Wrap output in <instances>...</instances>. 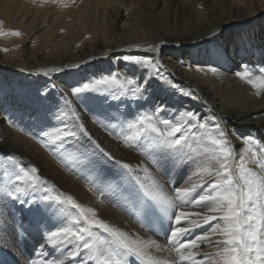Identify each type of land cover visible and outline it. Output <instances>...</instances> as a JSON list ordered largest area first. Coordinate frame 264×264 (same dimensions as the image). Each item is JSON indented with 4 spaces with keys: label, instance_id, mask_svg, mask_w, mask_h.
<instances>
[{
    "label": "bare ground",
    "instance_id": "obj_1",
    "mask_svg": "<svg viewBox=\"0 0 264 264\" xmlns=\"http://www.w3.org/2000/svg\"><path fill=\"white\" fill-rule=\"evenodd\" d=\"M30 1L0 0V28L6 33L0 35V150L14 151L37 164L77 201L95 208L101 219L131 234L167 243L166 224L155 231L148 230L142 211L129 204L130 198H124L122 182H105L110 170L106 164L100 167L101 173L95 174L102 182H87L94 179L86 171L88 164L74 169L71 164L55 161L51 155L56 153L44 148L34 136H26L13 127L9 115L15 113L20 125L37 136L40 134L37 125L38 130L55 125L53 112L47 113L45 103L64 113L68 121L79 115V121L92 136L88 154H98L99 149L92 143L95 140L114 160L147 167L165 187H172L170 176L175 186L185 185L196 164L185 167L186 171L178 173L179 176L169 171L167 176L162 168L171 167V161L158 160L157 164L153 160L154 156L161 158L159 150H153L156 153H151L148 159L141 158L136 147L128 146L113 132L99 126L93 107L86 103L82 93L73 95L72 89L112 75L117 79L131 78L151 90L163 105L193 110L203 121L210 120L213 114L219 116L235 152L240 153L244 148L242 138L250 130L257 131L264 140V91L255 95V89L236 76L244 66L253 70L254 76L260 74L255 70L264 69V0H81L67 10L54 5L40 7ZM13 30L21 35H11ZM125 55L153 60L158 57L161 74H167L173 84L192 95L183 98L168 83L160 85L152 81L146 68L124 61ZM73 66L79 68L71 73L69 68ZM33 95L40 97L36 100ZM103 159V155L99 157L100 163ZM116 166V172H120L121 167ZM136 174L145 175L143 171ZM5 214V207L0 205L2 241L8 237L2 231L4 224L8 226ZM19 214L20 224L37 256L43 260L63 258L61 252L49 248L41 254L39 246L44 242L41 236L48 221L25 209ZM4 242L18 256L15 244ZM198 251L211 253L216 248L202 245ZM4 256H0V264H8Z\"/></svg>",
    "mask_w": 264,
    "mask_h": 264
},
{
    "label": "snow or ice",
    "instance_id": "obj_2",
    "mask_svg": "<svg viewBox=\"0 0 264 264\" xmlns=\"http://www.w3.org/2000/svg\"><path fill=\"white\" fill-rule=\"evenodd\" d=\"M4 34L0 28V35ZM10 34L21 35L15 30ZM123 60L146 68L150 75L158 74L161 67L158 57L153 60L125 55ZM255 71L260 74L254 76L253 70L244 66L236 76L246 81L259 96L264 91V69ZM165 82L184 96L192 95L190 91L178 89L171 81ZM98 85L121 90L132 86L129 91L133 97L141 91L137 81L112 75L73 88L72 94L99 92ZM74 119L79 121V115H74ZM211 119L218 120L215 116ZM73 128L65 124L63 128L42 132V146L55 151L54 145L62 146L78 133L91 140V133L82 122ZM127 129L129 134L122 137L124 143L131 145L143 140L148 148L159 150L162 159H171L170 173L196 164L195 171L185 181L187 186H175L170 176L172 187L168 188L147 167H133L114 160L92 140L99 152L116 165L129 173H145L143 177L135 175L142 192V214L150 231L167 225V243L124 231L101 219L95 208L79 203L70 194L58 193L55 197L44 194L26 199L50 182L39 175L35 165L16 166L12 178L0 186V192L22 207L31 205L29 211L48 221L41 236L44 241L39 246L41 254L49 248L61 252L63 257L33 261V264H133V261L139 264H264V145L251 136L243 137L244 148L236 153L218 122L209 127L207 121L201 122L198 113L190 111L182 113L175 121L159 120L154 113L141 112L127 123ZM16 159L6 157L8 162ZM153 160L159 164L155 156ZM0 167H4L3 162ZM5 175L8 176L7 171ZM194 180L196 182H192ZM191 208L205 211H190ZM141 223L144 226L145 220ZM198 230L202 231L197 235ZM202 245L215 247L216 251L200 253L198 249Z\"/></svg>",
    "mask_w": 264,
    "mask_h": 264
},
{
    "label": "rangeland",
    "instance_id": "obj_3",
    "mask_svg": "<svg viewBox=\"0 0 264 264\" xmlns=\"http://www.w3.org/2000/svg\"><path fill=\"white\" fill-rule=\"evenodd\" d=\"M30 1V0H28ZM39 1V2H38ZM76 0H31L30 2H33L35 4H39L40 7H46V6H55L58 9H71L70 7H75L79 3H81V0L75 2ZM38 2V3H37ZM77 3V4H76ZM1 23V21H0ZM2 24H0L1 26ZM162 66V64H161ZM79 67H71L69 68L70 72L73 73L75 70H77ZM158 74H154L151 76L152 81H157L158 84L163 85L165 84L166 80L171 81V78L166 74H161V67L157 70ZM124 78V77H122ZM154 78V79H153ZM173 83V82H172ZM178 86V89H182L180 85L175 84ZM97 87L101 88V91L99 92H93V91H83L81 92L82 95L84 96V99L86 103L89 106H92L93 111H94V117L96 118L98 125L113 132L115 135H117L119 138L122 139L123 136L129 134V130L127 129V123L133 118L134 115L141 113V112H149V113H154L159 120H169V121H175L180 117V115L186 111L190 112H195L193 110H179L178 107H168L167 105L161 104L155 97H153V92L151 90L146 89L147 87H141L140 93L137 94L136 97H133L131 91L129 89L131 88L130 86H127L125 89L121 90L118 88H108L107 86L104 85H98ZM177 92V89H174ZM35 91V90H33ZM31 93V91H30ZM36 100L39 99V97L36 95H33ZM189 96H185L183 98H187ZM163 108V111H157L158 108ZM44 108H46L47 113L53 112L52 115H54L55 118V125L53 126H46L43 130H38L39 125H37L36 130L40 132L39 136H37L35 133H31L30 130H28L26 127L21 126L20 123L18 122L17 115L15 113H12L9 115L10 117V124L13 127H17L20 132H22L24 135H32L33 139H36L41 142V134L44 131H49V130H55L59 128H63L65 124H67L70 128H73V125H78L81 123L80 121L77 120H72L68 121L65 114L62 112H59L58 110L51 108L50 104L45 103ZM196 113V112H195ZM213 116L217 117V121H213L212 119L207 120L209 127H214L215 124L218 122L221 127L227 132L225 126L222 124L220 117L216 116L213 114ZM212 116V117H213ZM201 122H204L201 120ZM83 123V122H82ZM85 126V124H84ZM86 127V126H85ZM87 128V127H86ZM75 131L76 129L73 128ZM88 130V129H87ZM89 132V131H88ZM247 134V135H245ZM245 137H253L256 141L259 142L260 145H264V140L258 136L259 134L255 130H250L249 132L245 133ZM228 136V134H227ZM92 139V136H91ZM228 139L231 141V138ZM123 140V139H122ZM90 139L83 134H77V136L68 139L62 146L61 145H54L55 148V153L57 154H52L51 157L55 161H63L62 165H70L74 169L79 167L81 164H88L89 167H86V171L90 172L94 175V179L90 180L88 179L87 182H102L99 181L101 177L97 178L98 172H102V165L106 164L107 167L110 169L109 172L106 174V181L105 182H122L123 184V194L125 195L124 198L129 199V204L132 205V207H136V211H142L141 210V200H142V192L139 188V185L137 184L135 180V173H129L126 169L120 168V172H116L117 166L112 160H108L105 158V156L102 153L97 154V152H94L92 154L87 153V146L90 143ZM128 146L131 147H136L137 151L141 155L140 157L144 159H148L151 157V153H156L153 151L154 149H150L147 147V144L145 141H137L133 144H127ZM193 147H195L193 145ZM46 148V147H44ZM48 149V148H46ZM187 152V149L185 150ZM55 155V156H54ZM103 155V162L100 163L99 157H102ZM7 156H14L16 157L15 162H8L6 161ZM26 157L20 156L14 151L8 150V149H1L0 150V160L4 163V167L0 170V186L5 184L9 179L12 178V173L15 171L16 166H26V165H35L39 169V175L42 178H46L50 183L47 185H44L36 190V192L31 193L26 199H34L35 197L42 196L44 194L50 195L55 197L58 193H66L69 194L66 190H64L60 185L55 183L56 181L53 180L50 177H47L46 174L43 173V171L38 167L37 164L34 162H31L27 160ZM59 160H58V159ZM64 158V160H63ZM96 158L99 160H96ZM62 159V160H61ZM92 159V160H91ZM72 162H71V161ZM156 160H161L164 161V159L157 157ZM93 161V162H92ZM171 161V159H168V162ZM70 162V163H69ZM98 164H97V163ZM66 163V164H65ZM96 163V164H95ZM151 163V162H150ZM76 164V165H75ZM95 164V165H93ZM79 165V166H78ZM152 165V164H151ZM167 165V164H166ZM190 164L189 166H191ZM75 166V167H74ZM98 169H97V168ZM95 168V169H94ZM170 167H163L162 169L165 170L168 176V171ZM99 170V171H97ZM113 170H115L113 173ZM5 171H7L8 176L5 175ZM94 171V172H93ZM184 168L180 170L177 173H174V176H179L180 173H182ZM170 172V171H169ZM119 173V174H118ZM179 173V174H178ZM109 175L111 177H109ZM114 176H117L116 179ZM121 176V177H120ZM97 178V179H96ZM95 180V181H93ZM53 185L55 186L53 188ZM126 185V186H125ZM129 185V186H128ZM130 187V189H129ZM129 191V192H128ZM129 194V195H128ZM133 194V195H132ZM71 195V194H70ZM8 198V199H7ZM134 198V200H133ZM2 199V200H1ZM76 199V198H75ZM141 199V200H140ZM136 201V202H135ZM79 202V201H78ZM139 202V203H138ZM80 203V202H79ZM82 204V203H81ZM134 204V205H133ZM0 205L2 207H5L6 209V220H8V226L4 224L2 231L4 230L5 233H7L8 237L4 241L12 242L15 244L17 248V253L18 256H15L14 250L10 251L7 249V246L4 244L5 242L0 239V250H1V255L2 253L5 254V261L9 264H13L17 262V264H33V261H43L42 258H39L37 256V250L34 249L31 244L28 242V235L26 232H24L23 224H20V216L19 211L21 209L29 210L31 205H24L23 207L19 204V202H13L10 197H5L2 192H0ZM137 205V206H136ZM139 209V210H137ZM12 224V226H11ZM10 228V229H9ZM10 231V233L8 232ZM26 234V235H25ZM6 236V234H5ZM29 250H33L32 253H27ZM27 253L28 255H26ZM13 255L12 258L9 256ZM16 258V259H15ZM22 260H20V259ZM45 260V259H44Z\"/></svg>",
    "mask_w": 264,
    "mask_h": 264
}]
</instances>
